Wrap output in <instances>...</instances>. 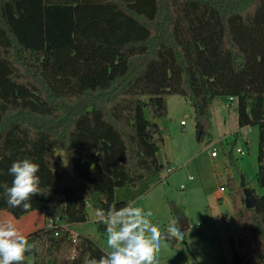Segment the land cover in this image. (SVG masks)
<instances>
[{"label":"trees","instance_id":"trees-1","mask_svg":"<svg viewBox=\"0 0 264 264\" xmlns=\"http://www.w3.org/2000/svg\"><path fill=\"white\" fill-rule=\"evenodd\" d=\"M171 96L194 108L199 140L217 97L235 100L240 128H258L256 207L233 178L224 189L245 249L232 264H264V0H0V173L10 153L24 159L18 132L40 166L43 222L24 235L37 247L22 264L107 255L70 227L88 207L128 205L118 188L161 182L163 138L149 117H166ZM65 149L75 177L56 156Z\"/></svg>","mask_w":264,"mask_h":264},{"label":"rangeland","instance_id":"rangeland-1","mask_svg":"<svg viewBox=\"0 0 264 264\" xmlns=\"http://www.w3.org/2000/svg\"><path fill=\"white\" fill-rule=\"evenodd\" d=\"M166 100L168 115L159 119L149 117L159 127L163 138L160 160L165 167L161 182L155 186L142 182L137 187L118 188L115 196L128 205L141 207L145 212L151 211L150 220L162 233L173 221L180 228L172 209H176L183 215L182 219L189 223L190 229L183 233V239L178 240L176 245L161 238L156 264H232L234 250H244L245 253V249L240 244L241 233L230 192L223 189L219 198L218 191L226 187L229 178H233L236 187L241 190L240 196L244 198L241 188L243 176L247 187L263 194L256 182L259 167L258 128H240L237 103H231L227 97H217L211 109L209 134L205 133L198 140L199 130L191 104L178 96ZM16 135V138L22 137L19 147H22L20 151L24 152V158L30 159L32 152H29V146L32 144L24 139L23 133ZM33 144L35 146L36 143ZM237 149H242L243 154H238ZM213 151L217 157L212 156ZM17 157L10 153L9 167L1 169V184L11 186L13 177L9 174V168ZM232 157L238 160L237 166L233 165ZM32 161L38 162L36 153ZM169 168L173 171L169 172ZM189 176L194 180L188 181ZM183 184L186 186L184 189L181 188ZM0 194L4 196L3 189H0ZM41 199V194L33 196L31 207L27 210L13 208L7 204V200L5 204L0 203V224L10 222L25 235L35 228V222H43ZM88 215L86 223L73 225L71 230L78 236L90 237L108 254L107 233L100 229L97 223L99 218L92 207H88Z\"/></svg>","mask_w":264,"mask_h":264},{"label":"clouds","instance_id":"clouds-1","mask_svg":"<svg viewBox=\"0 0 264 264\" xmlns=\"http://www.w3.org/2000/svg\"><path fill=\"white\" fill-rule=\"evenodd\" d=\"M39 171V164L28 158L11 164V186L0 184L9 206L24 210L31 207L32 197L41 194ZM96 215L99 222L106 226L110 252L99 259L89 258L85 264H156L162 237L170 241L173 238L176 241L183 239V232L175 226V221L162 233L150 220L151 211L145 212L143 208L131 204L118 209L113 205L107 212L100 209ZM36 247L12 223L0 224V264H22L25 253L32 252Z\"/></svg>","mask_w":264,"mask_h":264},{"label":"water","instance_id":"water-1","mask_svg":"<svg viewBox=\"0 0 264 264\" xmlns=\"http://www.w3.org/2000/svg\"><path fill=\"white\" fill-rule=\"evenodd\" d=\"M149 131H155V128L150 127ZM201 136V131H198L197 139L199 140ZM56 156H58L61 159V162L66 169V171L72 176L75 177V166H74V160H75V152L72 149H65V150H59L56 152ZM241 188L243 189L244 196H245V207L247 209H254L256 207V199L254 197V194L252 192V189L247 187L245 178L241 176ZM180 226L182 231H188L190 229L189 223L185 219H181ZM164 238V237H163ZM165 240L171 242L173 245H176L178 240L176 241L174 238L170 241L167 238H164ZM243 255L244 250L241 252Z\"/></svg>","mask_w":264,"mask_h":264},{"label":"built area","instance_id":"built-area-1","mask_svg":"<svg viewBox=\"0 0 264 264\" xmlns=\"http://www.w3.org/2000/svg\"><path fill=\"white\" fill-rule=\"evenodd\" d=\"M230 100H231L232 103L235 102V100H234L233 98H230ZM237 153L242 155V154H243V150H242V149H237ZM212 156H213V157H216V156H217V153H216L215 151H213V152H212ZM172 171H173V170L169 168V172H172ZM193 179H194V178H193L192 176H189V177H188V181H192ZM185 187H186V186H185L184 184L181 186V188H183V189H184ZM74 241H75V238H74Z\"/></svg>","mask_w":264,"mask_h":264},{"label":"crops","instance_id":"crops-1","mask_svg":"<svg viewBox=\"0 0 264 264\" xmlns=\"http://www.w3.org/2000/svg\"><path fill=\"white\" fill-rule=\"evenodd\" d=\"M183 123V122H182ZM217 157V156H216ZM194 180V179H193ZM223 187H222V190H220V191H218V196H219V198H221V193H222V191H223ZM61 225H64L65 226V224L64 223H61ZM73 232V231H72ZM74 233V232H73ZM75 234V233H74ZM76 235V234H75Z\"/></svg>","mask_w":264,"mask_h":264}]
</instances>
